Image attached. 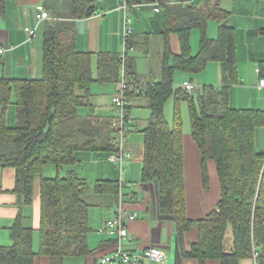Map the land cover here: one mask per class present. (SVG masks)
<instances>
[{
	"label": "trees",
	"instance_id": "obj_1",
	"mask_svg": "<svg viewBox=\"0 0 264 264\" xmlns=\"http://www.w3.org/2000/svg\"><path fill=\"white\" fill-rule=\"evenodd\" d=\"M64 1L68 13L55 14L58 18L50 19L45 29L42 78H0V168L15 169V192L22 196L23 204L32 202L36 178L40 179L41 195L39 252L33 249L34 229L25 227L19 214L11 227L13 244L0 246V264H35L37 255L48 256L50 264H65L69 257L95 252L88 244L92 227L86 194L90 182L75 166L80 163L78 152L113 151L115 132L113 115L103 118L90 112L82 114L81 109L90 107L94 82H119L123 67L127 77L139 75L131 66L129 53L123 66L121 53L101 52L97 55L95 78V56L77 48L74 22L92 15L94 9L86 0ZM150 1H158L163 11L165 51L160 80L149 81L144 76L147 81L142 93L134 94L143 96L151 111L143 130L142 180L156 182L161 212L173 217L180 242L193 225H200V241L185 255L235 264L238 258L253 256L257 251L258 264H264V152L255 145V129L264 126V110L235 108L230 103L229 88L239 82L236 28L225 22L230 12L220 0H205L202 5L184 4L187 0ZM211 20L219 23L216 38L207 34ZM195 28L201 33L197 54L192 53L191 45ZM171 33L180 37L178 55L171 50ZM211 61L220 63V87L203 84L187 90L175 86L176 71L198 74ZM171 97L175 98L172 123L165 114ZM184 101L189 103L191 131L201 152L204 182L207 185L209 180L207 162L214 160L222 189L218 206L200 221L187 216L181 113ZM11 105L15 107L13 125L7 120ZM128 110L131 113V106ZM129 124L130 133L131 118ZM46 166H54L56 174L46 176ZM120 187L117 179L94 182L97 194L111 196L117 204ZM229 229L234 234L232 253L224 244Z\"/></svg>",
	"mask_w": 264,
	"mask_h": 264
},
{
	"label": "crops",
	"instance_id": "obj_2",
	"mask_svg": "<svg viewBox=\"0 0 264 264\" xmlns=\"http://www.w3.org/2000/svg\"><path fill=\"white\" fill-rule=\"evenodd\" d=\"M204 1L187 0L184 4L194 2L197 5H202ZM40 2L50 11L51 19L58 18L56 17L58 14L66 15L68 13V11L65 13L67 5L64 0H0V41L12 47L5 54H0V78H42L44 70L43 40L50 19L41 22L36 20L35 5ZM86 2L89 8L94 9V13L74 20L77 31L76 44L79 50L94 54V77L96 78L98 73L97 55L99 53H121L123 24L124 18L127 16L131 19L134 28L133 35L129 39L133 45L128 52L131 58V66L149 81L160 80L165 51V36L163 34L164 15L162 8L156 11L154 6V3L159 2L150 0H86ZM125 2L129 3L127 10L121 7V4ZM220 3L226 10L237 4L242 6L244 12H241V19L244 21L241 23L242 25L246 23L249 25V30L246 31L247 46L244 49H250V54L243 55V66H239L238 63L239 82L229 88L230 103L235 108L264 110V87L259 86L260 77L264 76L262 73L264 70V0H220ZM54 7L61 10L57 11ZM233 19L234 17L230 18L229 16L225 22L235 27ZM27 26L36 27V37L29 38L24 29ZM237 34L236 29V39ZM209 35L213 38L216 37V34L210 33ZM199 37V29L198 32L192 30L193 51L198 45ZM169 39L172 53L174 55L180 54L179 35L171 33ZM154 41L156 42V58L152 54ZM238 57L239 51L237 49V60ZM213 62L215 61H211L209 66L214 64ZM170 63H173L172 57ZM209 68L218 69L215 65ZM258 68L261 69V73L258 72ZM190 74L192 77L189 80H184L183 84H175V86L184 87L188 82H193L197 88L204 84L198 80H193V75L196 74ZM199 75L200 73L196 77ZM118 84V80L107 83L94 82L91 86L94 95H91L89 100L93 111L90 107H83L81 113L88 114L90 112L103 118L112 117V95L117 92ZM131 98V113L134 115L131 117L130 137L125 146L132 153V158L125 166L124 183L120 182L121 197L119 203L117 204L111 196L97 194L94 191V186L93 189L88 190L86 198H93L88 199L91 204L89 223L92 227L88 235V244L95 252L86 256H75L71 260H76L77 264H100L102 256L113 251L116 233L108 228L107 221L118 215L121 204L125 213H136V219L128 223L129 238L126 246L130 253H143L150 247L157 246L169 253V264H224L218 258H203L184 254L185 251L191 252L193 245L200 241V225H193L189 231L184 233L180 242L173 217L161 212L156 182L146 183L142 180L143 130L147 126V119L151 111L143 96L132 95ZM184 103L187 102L184 101L181 104L186 115V118H183V133L187 216L194 221H200L218 206L222 189L214 160L207 162L209 180L207 185L204 182L201 152L193 139L191 122L188 120L187 109L183 107ZM138 107L140 111L137 109ZM135 112L141 113L140 117H137ZM13 119L15 121L14 116ZM13 124L10 123V125ZM255 145L259 151L264 152V126H258L255 129ZM77 158L80 163L75 168L82 177H85L86 168V165L83 164V158L88 161L95 160L96 167L91 165L97 171L94 180L117 179L120 181L122 177L115 164L108 159V153L81 151L78 152ZM45 170H52V174L55 172L51 166H46ZM65 170L66 168H63L62 172L64 173ZM15 185V169L0 168V246L13 244L11 227L16 223L18 215L21 214L23 225L34 229L33 249L38 253L40 250L39 228L41 221L40 179L36 178L35 180L33 200L30 204L22 203V196L15 192ZM91 211H95L92 219H90ZM98 215H101L100 224L97 220ZM224 244L225 249L232 253L230 251L234 250L233 230L227 231ZM146 263L149 264L148 261ZM35 264H50V259L46 255H37ZM65 264L67 263L65 262ZM235 264H256V258L254 255L245 256L238 258Z\"/></svg>",
	"mask_w": 264,
	"mask_h": 264
},
{
	"label": "built area",
	"instance_id": "obj_3",
	"mask_svg": "<svg viewBox=\"0 0 264 264\" xmlns=\"http://www.w3.org/2000/svg\"><path fill=\"white\" fill-rule=\"evenodd\" d=\"M154 6L156 11L160 10L157 3H154ZM121 7L127 10L129 5L125 2L121 4ZM34 12L36 20L39 22L51 18L50 11L41 2L35 5ZM24 29L28 33L30 39L36 37V27L27 26ZM133 32L134 28L132 26L131 19L126 16L123 24V48L120 55L123 66H125L127 53L131 49L129 39ZM11 49L12 47L3 44L0 41V54H5ZM257 70L261 73L260 68ZM146 81L147 80L144 76H139L137 74L127 77L125 67H123L122 77L118 84V90L112 97L114 111L112 128L115 132V139L114 150L108 154V159L118 168L122 176L120 179L121 183H124L123 173L125 166L132 158V153L125 146L130 129V113L128 109L129 106H131V96L134 94H141L146 85ZM259 86L264 87V76H261ZM193 87V82H188L185 85L187 90H191ZM127 184L130 185V183ZM134 219H136V213H125L123 206L120 204L118 215L107 221L108 228L116 233L115 248L113 251L102 256L100 263L147 264L146 261H148L149 264H169V253L165 249L157 246H152L143 253H130L128 251L126 246L129 238L128 223ZM257 256L258 253L255 251L254 257L256 258V264H258Z\"/></svg>",
	"mask_w": 264,
	"mask_h": 264
},
{
	"label": "rangeland",
	"instance_id": "obj_4",
	"mask_svg": "<svg viewBox=\"0 0 264 264\" xmlns=\"http://www.w3.org/2000/svg\"><path fill=\"white\" fill-rule=\"evenodd\" d=\"M227 10L231 13L230 18L234 17L233 21L235 23V27H236L237 32H238V34H237V49L239 51L238 63H239V66H243V64H244L243 55L246 56V55H249L250 54V49H244V47L247 46L246 31L249 30V25L247 23L245 25H242V23H241V21H244L243 19H241V12H244V9L242 8V6H240L239 4H237L234 7H231V9H227ZM218 30H219L218 22L215 21V20L209 21L207 34L208 35L210 33L211 34H216V37H217ZM193 31L198 32V29L195 28V29H193ZM200 35H201V33H200ZM209 37H210V35H209ZM191 45H192V41H191ZM199 45H200V37H199V41H198V45H197L196 49H194V51L192 50V52H194L195 54H197V52L199 50ZM155 49H156V42L154 41L153 44H152V54H153V57L154 58H156ZM150 60L152 62H154L152 58H150ZM213 63L214 64H212L211 66H209V64H210L209 63L208 64V67L204 71H202L198 77H196L197 74L196 75H193V77H194L193 80L194 81L198 80V82H200L201 84H203V83L204 84H213V85H216V86L220 87L221 86L220 85V63L218 61H215ZM213 65L217 66L219 70L218 69L214 70L212 68H209V67H213ZM238 69H239V67H238ZM139 75L140 76H144L140 72H139ZM190 77H192V76L188 72H184V71H178L177 72L176 71V73H175V84H177V85L183 84L184 80H189ZM201 79H203V80H201ZM260 79H261V77H260ZM194 86H196V85L194 84ZM91 94L94 95V90L92 89V87H91ZM112 97H113V95H112ZM143 104H145V103H143ZM174 105H175V98L174 97L169 98L167 100V102H166L165 114H166V117H167V119H168V121L170 123L173 122ZM183 107H185V109H187V112L186 113H187V116H188V120H190V116H189V103L188 104L187 103H184L183 104ZM137 109L139 110L140 108L138 107ZM181 113L183 114L182 115L183 116L182 118H186V115L184 114L183 109H181ZM132 115H134V113H130L129 114L130 118L132 117ZM135 115H137V117H140L141 113L135 112ZM13 116L15 117V107L13 105H11L9 107V109H8V112H7V120H8V123L9 124L10 123L13 124L15 122L14 119L12 120V117ZM129 137H130V133L128 135V139H129ZM83 164L86 165V168H85V171H84L85 177L90 182V188L93 189L94 182H95L94 176H95V173H97V171L94 170V168L91 165H93V166L96 167V162H95V160L88 161L87 159L85 160L83 158ZM51 168L52 169H55L53 166H51ZM51 171L52 170H47V171L45 170L44 171V174L46 176H53V175L56 174V169L54 170L55 172L53 174L51 173ZM88 199L90 200V199H93V198L92 197H89ZM94 215H95V211H91L90 219H92L94 217ZM100 216L101 215H98V219H97L99 224L101 223ZM92 246H95V245H92ZM67 259H68L66 261L67 264H77V261L76 260H71L72 257H69Z\"/></svg>",
	"mask_w": 264,
	"mask_h": 264
},
{
	"label": "bare ground",
	"instance_id": "obj_5",
	"mask_svg": "<svg viewBox=\"0 0 264 264\" xmlns=\"http://www.w3.org/2000/svg\"><path fill=\"white\" fill-rule=\"evenodd\" d=\"M51 19V18H50ZM4 44V43H3Z\"/></svg>",
	"mask_w": 264,
	"mask_h": 264
}]
</instances>
